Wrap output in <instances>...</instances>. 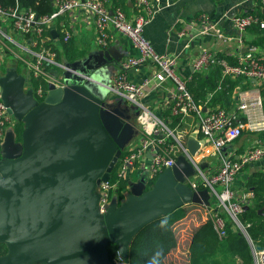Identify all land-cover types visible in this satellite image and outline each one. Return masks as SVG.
Returning <instances> with one entry per match:
<instances>
[{
    "label": "water",
    "instance_id": "water-1",
    "mask_svg": "<svg viewBox=\"0 0 264 264\" xmlns=\"http://www.w3.org/2000/svg\"><path fill=\"white\" fill-rule=\"evenodd\" d=\"M26 82L16 68L0 77L1 100L23 123L20 140L10 131L1 149L0 243L8 251L0 264H111L110 244L125 258L150 222L187 205L211 206L207 190L187 185L195 170L181 155L151 189L143 176L101 214L96 189L111 179L135 135L128 110L106 109L74 78L63 88L49 84L43 101ZM198 147L190 137L192 156Z\"/></svg>",
    "mask_w": 264,
    "mask_h": 264
},
{
    "label": "built area",
    "instance_id": "built-area-1",
    "mask_svg": "<svg viewBox=\"0 0 264 264\" xmlns=\"http://www.w3.org/2000/svg\"><path fill=\"white\" fill-rule=\"evenodd\" d=\"M134 1L137 9V15L134 18L128 17L121 9H111L109 0H52L54 11L43 18H38L32 10L19 4L12 9H4L0 6V45L23 63L31 81L43 80L48 85L54 84L57 88H63L65 85L61 79L55 74L51 75L50 71L69 69L58 62L52 39L46 36V33L53 29L62 16L73 14L80 9L88 12L93 18L96 45L101 50L108 49L112 42L110 30L127 38L140 53V57H130L122 61L112 76V84L106 88L113 96L121 97L139 109L137 124L140 128V139L137 143L130 145L125 156L120 159L115 179L112 181L111 178L97 187L99 212L106 214L113 202L120 205L125 200L126 192H124V198L120 200L117 190L122 182L129 184L130 176L135 171L146 176L147 184H149L166 169L172 168L178 157L183 155L195 170L194 176L186 179L187 185L196 192L207 190L212 196L211 206L205 208L219 239L224 240L227 237L228 222L220 215L225 213L249 240L240 216L245 207L253 204L254 193L249 189L239 192L235 189L234 183L236 177L246 167L264 160V142L257 140L237 160L228 155L227 149L245 133L257 135L264 133V101L260 90L242 88L238 90L237 106L232 110L221 107L207 108L203 104H198L188 89V83L192 77L187 78L180 73L178 58L159 54L145 37L146 26L159 11L166 8L163 0ZM260 2L264 7V0ZM231 21L241 33L253 25L260 24L261 28L264 27V22L253 15L233 17ZM201 22L204 29L199 35L208 34L215 27L205 17ZM187 35L189 34L186 30L179 33L181 38ZM4 38L11 42L12 48L4 45L2 41ZM70 38V34L66 33L63 41L67 43ZM251 50L256 51V47L252 46ZM147 65L153 68L149 78L142 84L129 81L128 72ZM216 66L222 68L223 78L229 77L234 81L241 79L244 85L249 86L252 81L259 87L264 84V61L247 58L241 59L236 64H230L225 58L202 52L191 62V68L196 73L207 72ZM70 71L85 81H93L84 73ZM166 83L174 86L169 112L172 116L180 117L175 128H171L169 118L159 117L154 110L142 102L152 91ZM30 89L40 101L45 99L47 90L45 91L41 86L37 88L32 86ZM190 116L197 119L201 136L198 140L199 147L193 156L189 153L187 141L180 132L185 119ZM18 123L8 113L7 107L1 100L0 90V155L7 133L14 132ZM211 157L219 158L220 167L214 175L207 176L200 168V164ZM193 178L197 179L194 181ZM253 253L256 264H264V250L253 249ZM111 264H127V261L118 254V257L111 260Z\"/></svg>",
    "mask_w": 264,
    "mask_h": 264
},
{
    "label": "crops",
    "instance_id": "crops-1",
    "mask_svg": "<svg viewBox=\"0 0 264 264\" xmlns=\"http://www.w3.org/2000/svg\"><path fill=\"white\" fill-rule=\"evenodd\" d=\"M128 4L129 10L125 13L128 17L134 18L137 15L135 1L129 0ZM163 5L166 6V8L162 9L154 16L150 24L146 26L144 34L159 54L176 56L178 58L179 71L184 77L190 78L196 73L191 68V62L194 57L202 52H208L219 58H225L226 60L229 58L230 64H236L241 59L247 58H252L260 62L264 61V46L256 45L258 35L252 27L241 33L231 21L233 17L237 16L253 15L256 17L258 11L264 13V7L260 0H163ZM203 17L209 20L215 27L210 33L199 35L202 29H204L201 22ZM182 30H186L189 35L185 38H181L179 33ZM110 32L113 38L112 42L108 49L101 50L96 45L93 18L90 17L88 12L80 9L73 14L62 16L50 31V37L53 47L56 48L57 58H60L58 62L69 70L53 69L50 71V74H55L61 79L65 86L67 81L71 78H74L79 84H83L87 87V84H90L93 90L88 88L95 97L101 100V106L109 110L118 108L126 109L128 110V113H126L128 116L133 114L132 118L129 117L130 122L135 127V135L126 145L124 150L126 154L130 145L137 143L140 139V128L137 124L139 109L123 98L110 94L106 86L112 84V76L119 68L122 61L130 57L139 58L140 53L132 46L127 38L114 30H110ZM66 33L70 34V39L73 42V50L76 55L73 62H68L66 59L61 43V38ZM252 46L256 47V51L251 50ZM107 52H109L111 59L107 58ZM7 53L8 51L0 45V65L3 63V56ZM18 63L19 61L16 60L15 64L10 65L11 68H16L18 70ZM70 70L84 73L91 77L93 81H85L80 76H75ZM23 71L24 73L22 74L18 70L27 80L26 88L30 89L32 88L33 81H31V77L25 67ZM152 73L153 68L147 65L138 70L128 72L127 77L129 81L135 84H142ZM210 73L211 71L209 70L201 74L209 75ZM1 76L2 75H0V77ZM243 86L244 83H241L233 93L232 109H235L237 106V91L241 88L243 89ZM247 86V89L260 90V87L254 81H252L250 86ZM173 87L171 83L161 85L160 88L152 91L142 100L143 104L154 110L159 117L163 119L168 118L170 103L173 96ZM47 94L48 88L45 98ZM212 96V94L209 95L206 103H202L204 107H221L219 104H211L210 99ZM180 132L187 142L190 137H193L199 144L198 140L201 136L198 130V121L195 117L190 116L186 118ZM14 133L16 135L18 134L16 133V129ZM257 140H262L261 135L245 133L233 146L227 149V153L233 159L237 160L252 147ZM262 142H264V139ZM219 167L220 160L217 157L208 158L200 164V168L207 176L214 175ZM254 172L264 174V160L246 167L236 177L234 183L235 189L239 192H244L246 189L253 191L252 188L248 187V184L250 176ZM139 180H130L125 197L128 196L129 189L139 182ZM186 207L196 208L197 210L201 209L200 211L204 210L203 214L205 217L200 221L201 223L209 219L208 211L205 206L187 205L184 207L187 210ZM185 220L186 218L176 223L174 226L178 238V247L172 254H174L176 258L180 255H184V264H187L189 256L188 245L191 242L193 228L190 230L191 232L185 240V245L181 242L179 237V235H183L182 232L185 231V229H183ZM200 222L195 225V227L199 226L201 224ZM181 243L185 245L183 252L180 250Z\"/></svg>",
    "mask_w": 264,
    "mask_h": 264
},
{
    "label": "trees",
    "instance_id": "trees-1",
    "mask_svg": "<svg viewBox=\"0 0 264 264\" xmlns=\"http://www.w3.org/2000/svg\"><path fill=\"white\" fill-rule=\"evenodd\" d=\"M129 0H109L111 9H121L124 12L129 10ZM20 6L32 10L38 18L49 16L54 11L52 0H0V6L4 9H12ZM256 17L264 22V13L258 11ZM252 29L258 35L256 45L264 46V27L260 24L253 25ZM46 36H51L50 31ZM61 38L63 50L68 62H73L76 55L73 50V42L70 39L67 43ZM56 50V48H54ZM60 60V58L58 57ZM230 62V59H227ZM209 75L195 73L188 83V89L194 100L198 104L206 103L207 97L212 105L221 106L226 110H232L233 93L235 89L243 83V80H232L229 77L223 78L222 68L216 66L210 69ZM5 73V72H4ZM32 86H41L45 91L48 84L43 80H33ZM244 85L243 89L247 90ZM260 94L264 101V84L260 87ZM168 118L171 120V128H175L180 117L172 116L169 112ZM16 133L18 141L23 131V123H18ZM264 139V133L259 134ZM125 156V152L122 158ZM1 157V155H0ZM119 163L112 173V181L118 169ZM157 177L147 185V190L155 184ZM249 188L253 189L254 200L248 210H244L240 216L241 223L246 227L249 240L230 221L225 213H220L228 222L227 237L220 240L212 221L197 226L192 233L191 242L188 245L187 264H256L253 249H264V174L254 172L249 179ZM128 189V183L122 182L117 190L118 198H124V192ZM259 211H262L259 214ZM187 212L185 208L176 210L167 216L158 218L143 227L132 240L128 254L125 257L127 264H167V259L178 247V238L174 230L176 223L185 219ZM251 242V243H250ZM7 247L0 243V257L7 254ZM108 253L111 260L118 257V247L115 244L108 246Z\"/></svg>",
    "mask_w": 264,
    "mask_h": 264
},
{
    "label": "rangeland",
    "instance_id": "rangeland-1",
    "mask_svg": "<svg viewBox=\"0 0 264 264\" xmlns=\"http://www.w3.org/2000/svg\"><path fill=\"white\" fill-rule=\"evenodd\" d=\"M15 38H18V37L15 36ZM2 41L4 42L5 46L12 48L11 47L12 44L10 41L6 40L5 38ZM14 49L17 51L16 48H14ZM16 60H17L16 56L13 55L12 53L5 54V56H3V63L0 65V75H3L7 69L11 68L10 65L15 64ZM18 65H19V68H18L19 72L23 74L24 73L23 63L21 61H19ZM87 85L91 90H93V87L90 84H87ZM140 178H141V173L139 171H135L130 176V179L132 181L139 180ZM196 179L197 178H193L194 181ZM186 208H187V210H186L187 217H186V220L184 221V228H183V229H185V231L182 232L183 235H179V232L177 231L181 242H183L185 245H186L185 240L187 239L189 233L191 232L190 230L192 228L194 230L196 228L195 225L199 224V222L202 221L203 217H205L203 214L204 210L200 211L201 209L197 210L196 208H192V207H186ZM181 236H182V239H181ZM185 245H183L181 243L180 250L182 252L184 250ZM184 263H185V256L184 255H180L178 258H176L174 254H170L168 259H167V264H184Z\"/></svg>",
    "mask_w": 264,
    "mask_h": 264
},
{
    "label": "flooded vegetation",
    "instance_id": "flooded-vegetation-1",
    "mask_svg": "<svg viewBox=\"0 0 264 264\" xmlns=\"http://www.w3.org/2000/svg\"><path fill=\"white\" fill-rule=\"evenodd\" d=\"M129 116L132 118V117H133V114H130ZM121 158H122V157H121Z\"/></svg>",
    "mask_w": 264,
    "mask_h": 264
}]
</instances>
